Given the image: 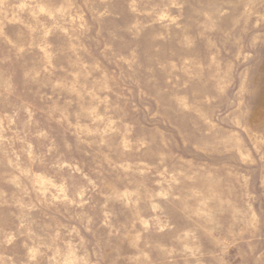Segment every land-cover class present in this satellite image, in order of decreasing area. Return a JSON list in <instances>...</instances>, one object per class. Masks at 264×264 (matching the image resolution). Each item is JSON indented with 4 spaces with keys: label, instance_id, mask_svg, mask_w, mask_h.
<instances>
[{
    "label": "rangeland",
    "instance_id": "1",
    "mask_svg": "<svg viewBox=\"0 0 264 264\" xmlns=\"http://www.w3.org/2000/svg\"><path fill=\"white\" fill-rule=\"evenodd\" d=\"M0 264H264V0H0Z\"/></svg>",
    "mask_w": 264,
    "mask_h": 264
}]
</instances>
